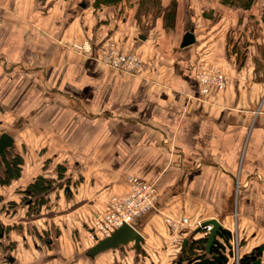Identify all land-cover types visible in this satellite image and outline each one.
Returning <instances> with one entry per match:
<instances>
[{
    "label": "crops",
    "instance_id": "0c3cea01",
    "mask_svg": "<svg viewBox=\"0 0 264 264\" xmlns=\"http://www.w3.org/2000/svg\"><path fill=\"white\" fill-rule=\"evenodd\" d=\"M69 2L0 0V133L30 155H23L13 200L24 196L21 183L40 174L54 179L43 219L30 220L40 231L56 230L48 244L61 254L51 259L90 258L93 217L127 192L129 176L157 191L154 206L132 222L141 247L166 245L170 215L217 219L228 231L235 219L251 247L263 246L264 1L243 10L219 0H176L172 29L162 16L136 23L131 5L115 16L112 6L93 14L80 1L70 11ZM187 31L194 43L180 47ZM86 40L88 54L70 45ZM109 40L138 52L144 71L104 65L100 48ZM199 65L219 70L227 84L201 93ZM44 161L48 169L37 172ZM101 254L89 261L100 264Z\"/></svg>",
    "mask_w": 264,
    "mask_h": 264
},
{
    "label": "rangeland",
    "instance_id": "374dc122",
    "mask_svg": "<svg viewBox=\"0 0 264 264\" xmlns=\"http://www.w3.org/2000/svg\"><path fill=\"white\" fill-rule=\"evenodd\" d=\"M70 2V11H72V7L73 9H77L78 5H76L78 3V1L84 2V4L86 6H90L92 8V13L94 14L95 12H97L100 8H94L93 7V1L90 3L89 0H69ZM258 0H255V2H257ZM264 0H260V2H262ZM219 2L221 3V0H219ZM264 3V2H263ZM152 5L151 0H149V6ZM224 5V4H223ZM125 3H121L115 7H113L114 13L113 15L115 16H121V14H123V9H124ZM127 6H130L129 4H127ZM131 11L133 12L132 16L133 19L136 20V23H139L142 19L149 21V17L150 19H152L151 14H153L155 11L153 8L152 9L149 7V11L151 13H148V16L145 15L144 18H142V16H140L139 18L136 17V10H137V5L135 4H131ZM263 7V6H262ZM76 13H73V15H75ZM96 15V14H95ZM97 24H99V22L97 21ZM90 44L91 42L89 40H87ZM82 42V41H81ZM112 41H106L104 43V45H108L110 44ZM74 43H80V41H73L70 43L71 47ZM91 49H92V44H91ZM74 50V49H73ZM101 50V48H100ZM77 53H81L78 50H74ZM91 51V50H89ZM89 52H85L82 54H88ZM15 151H18L17 147H14ZM24 148H21L20 150L22 151V157L25 154L26 158L29 159V153L26 152V150H23ZM42 158V157H41ZM40 158V159H41ZM31 161V160H30ZM41 161V160H40ZM42 162V161H41ZM43 167L41 165L40 169L38 168L37 172L41 171L44 172L45 170L48 169V165L47 162L44 161L43 163ZM39 173V174H40ZM43 175V174H40ZM39 176V175H38ZM15 180H11L9 183L5 184V185H0V196L2 197V201L0 203V220L4 221L5 223V227H11L10 231L7 232V234H5V237L0 238V241L2 242V246L4 247H0V264H93L92 261L85 260L86 258L84 256H82V254H77L74 257V262H68V260H61L58 258L55 259H51L54 258V256L57 257V254L60 255V249L59 247L56 249H52L49 244L48 241H46V239H50L49 236H52L53 240L56 234V230H53L54 227H52L53 229L50 232H47V234L45 233V231H40L37 229L40 228V226L37 224V222L35 223L36 226L32 225L30 220L34 219L35 217H29L28 214L25 215L26 212L20 215L17 213V211L19 210L18 206H22L25 207L24 201L26 200L25 196L23 197V199L18 203H16L14 199H16V194L20 193L19 188L20 186H15L14 185V181ZM128 183V182H127ZM21 187L25 188L27 186L24 185L23 183H21ZM129 185H128V190L126 193L124 194H120V195H114V196H124L126 194H128L129 192ZM3 191H5V193L3 194ZM22 193V192H21ZM108 202V199L106 201V203ZM24 209V208H23ZM17 214V215H16ZM19 215L21 216V220L26 222L25 225V230L24 231V227L23 226H18L19 224ZM173 216V215H170ZM167 216L166 217V221L167 218L170 217ZM29 217V218H28ZM40 219L42 220L44 217L43 215L38 216ZM175 218H179L174 216ZM186 217V216H185ZM188 218V217H187ZM191 222L193 221H199L200 223H203L206 220L209 219H202V218H195V217H190L188 218ZM235 220V219H234ZM233 220V224H231L230 228H229V233H230V240L232 241L233 238L237 237V240L240 244V250L244 251V254H249L253 249L254 246L251 247V243H254L253 240H251L250 236H246V235H242L243 231H239L238 227L235 225V221ZM37 221V220H35ZM167 226V231L165 230L166 233V245L164 247H158L155 244H146L144 243L143 246L138 250V253H135L134 251V247L133 244H127L124 245L120 248V250H118V252H116L118 255L116 256L112 250L103 252V254L99 255V257H102L100 259V264H178V259L181 258V245L179 246L178 242H175V239H171L170 235H169V230H168V223H166ZM181 234V233H180ZM201 232L200 230L195 231V229H184L182 231V235H184L187 239H188V243L191 242V240L193 239H197L198 236H200ZM39 235H42L41 239L39 237ZM44 235V236H43ZM90 235L92 236V230L90 231ZM208 235V234H206ZM242 235V236H241ZM181 237V235H180ZM247 239V240H246ZM246 240V241H245ZM247 245V246H246ZM71 251H75L76 249H69ZM192 250V249H191ZM79 251V250H78ZM201 252L199 251V249L194 248L191 252V256L192 259L195 258L196 255L200 254ZM243 254V253H242ZM256 254V252H255ZM62 255L65 256V254L62 253ZM180 257V258H179ZM12 259L13 263H11L8 259ZM48 258V260H47ZM72 258V257H71ZM73 259V258H72ZM231 262V259L228 260V263ZM181 264H186L185 261H183ZM264 264V263H263Z\"/></svg>",
    "mask_w": 264,
    "mask_h": 264
},
{
    "label": "built area",
    "instance_id": "2783aa9c",
    "mask_svg": "<svg viewBox=\"0 0 264 264\" xmlns=\"http://www.w3.org/2000/svg\"><path fill=\"white\" fill-rule=\"evenodd\" d=\"M72 48L81 53L91 52L89 51L91 50V44L87 40L74 43ZM100 60L104 65L127 74L136 75L144 71V65L138 52L123 51L114 42L101 47ZM195 77L200 85L199 91L204 94L207 93L209 87L222 88L227 84V80L219 70L204 65L198 66ZM127 182L130 189L128 194L111 196L103 211L93 217L91 223L93 237L103 238L109 236L122 223L132 224L136 217L141 215L146 209L154 206L157 191L153 184L146 183L134 176H129ZM166 223H168L171 239H175L179 246L181 245L182 231L184 229H198L203 235L208 234L211 228L210 225H202L199 221L191 222L185 216L180 218L170 216L167 218ZM229 244V259H231V262L228 264H238L240 244L237 237L233 238L232 241L229 239Z\"/></svg>",
    "mask_w": 264,
    "mask_h": 264
},
{
    "label": "trees",
    "instance_id": "16d2710c",
    "mask_svg": "<svg viewBox=\"0 0 264 264\" xmlns=\"http://www.w3.org/2000/svg\"><path fill=\"white\" fill-rule=\"evenodd\" d=\"M121 3L129 5L133 3L137 5V18H139L140 16L144 18L145 15L148 16V13H151L148 8L150 7L152 9L153 7H155L153 8L155 10L153 11L154 13L151 14L152 19H155L158 16H162L164 27L166 29H172L174 27L177 9L176 0H167L166 2L165 0H151L152 5L150 6L149 0H94L93 7L102 9V7H115ZM221 3L228 7L247 10L250 9L251 6H253L256 2L255 0H221ZM80 4H84V2L81 3L80 1ZM260 19L262 21V24L264 25V6L261 9ZM22 165L23 157L19 152L15 151L14 148L6 150L5 156H0V185H5L11 180L18 179L20 177ZM62 170H64L63 167H58V170L56 171L58 178H61L63 176L61 172ZM53 180L54 179H51L50 177H43L39 175L31 183H28L27 186L21 191L26 198L23 204L27 207L25 215L28 214L30 218H33L34 216L38 217L40 215V209L47 201V194L53 188ZM1 201L2 197L0 196V203ZM10 229L11 227H5L4 222L0 220V235L5 237V234H7ZM195 231H198V229ZM45 233L47 234L46 231ZM39 237L41 239L42 235H39ZM229 238V231L220 228L215 237L214 244L210 249L209 255L205 253V244L207 242L206 234L198 236L197 239H193L189 243L187 239L186 245L180 251L181 258L179 257L180 259H178V264H181L183 261H185L186 264H203L202 260L205 257L209 258L210 255H214L215 259H211L209 264H228V260L230 258ZM46 241H49V239H46ZM2 245L3 244L0 241V247ZM194 248L199 249L201 253L196 255L195 258L192 259L191 252ZM257 249L258 248H254L249 254H244V252L240 250L238 264H251V262H253L256 258L255 252H257Z\"/></svg>",
    "mask_w": 264,
    "mask_h": 264
},
{
    "label": "water",
    "instance_id": "95a60500",
    "mask_svg": "<svg viewBox=\"0 0 264 264\" xmlns=\"http://www.w3.org/2000/svg\"><path fill=\"white\" fill-rule=\"evenodd\" d=\"M194 35L192 32L187 31L182 37L180 47H186L194 43ZM14 147V138L7 132L0 133V156H5L6 150ZM202 225H210L207 235V242L205 244V253L209 255L210 249L214 244L215 237L221 228V224L217 219H209L202 223ZM144 242V237L142 234L132 225L128 223H122L118 228H116L109 236L103 238L95 237V243L88 248L86 255L93 258L97 254L107 251L118 249L121 246L132 243L135 250L138 251ZM187 243V238H184L181 245V250ZM264 245L260 246L255 254L256 258L251 264H261V255ZM215 259L214 255L210 257H205L202 260L203 264H209L211 259ZM11 262L12 259H9Z\"/></svg>",
    "mask_w": 264,
    "mask_h": 264
},
{
    "label": "flooded vegetation",
    "instance_id": "af4514ba",
    "mask_svg": "<svg viewBox=\"0 0 264 264\" xmlns=\"http://www.w3.org/2000/svg\"><path fill=\"white\" fill-rule=\"evenodd\" d=\"M0 237H3V236H2V235H0ZM9 259H10V258H9ZM9 259H8V260H9ZM11 263H13V260L11 261Z\"/></svg>",
    "mask_w": 264,
    "mask_h": 264
}]
</instances>
